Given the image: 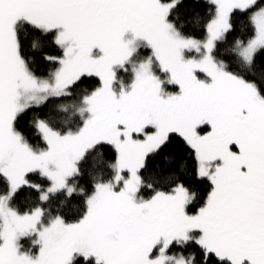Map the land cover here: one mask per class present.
<instances>
[{
	"label": "snow or ice",
	"instance_id": "snow-or-ice-1",
	"mask_svg": "<svg viewBox=\"0 0 264 264\" xmlns=\"http://www.w3.org/2000/svg\"><path fill=\"white\" fill-rule=\"evenodd\" d=\"M0 264H264V0H0Z\"/></svg>",
	"mask_w": 264,
	"mask_h": 264
}]
</instances>
